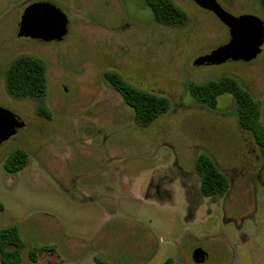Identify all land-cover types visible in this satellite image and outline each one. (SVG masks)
Masks as SVG:
<instances>
[{
	"label": "rangeland",
	"instance_id": "1",
	"mask_svg": "<svg viewBox=\"0 0 264 264\" xmlns=\"http://www.w3.org/2000/svg\"><path fill=\"white\" fill-rule=\"evenodd\" d=\"M32 1L0 0V107L24 122L0 144V228H18L20 264H264V149L239 125L231 94L212 109L189 91L191 81L231 76L258 101L264 125V43L250 62L194 66L229 34L191 0H172L186 13L180 26L157 23L145 0H41L65 13L67 34L18 37ZM217 1L264 21L259 0ZM20 55L44 62L41 99L6 91ZM108 71L165 96L167 111L139 125ZM17 148L28 162L9 172L3 162ZM201 152L227 176L223 195L201 193ZM195 248L207 254L202 263Z\"/></svg>",
	"mask_w": 264,
	"mask_h": 264
},
{
	"label": "trees",
	"instance_id": "2",
	"mask_svg": "<svg viewBox=\"0 0 264 264\" xmlns=\"http://www.w3.org/2000/svg\"><path fill=\"white\" fill-rule=\"evenodd\" d=\"M154 20L166 26H180L186 21V13L172 0H145ZM264 9V0H259ZM106 79L121 95L124 102L133 109L134 119L141 126H147L167 111L169 101L165 96L148 92L128 83L117 72H105ZM7 93L15 98L33 97L41 99L46 91L44 62L36 57L20 55L13 59L5 73ZM189 91L199 103L216 108L217 97L231 94L239 125L252 133L256 143L264 149V125L258 101L231 76L209 79L201 83L190 82ZM39 111H42L39 107ZM45 113V112H44ZM28 162V153L17 148L4 159L3 166L9 172L23 168ZM195 170L200 177V191L205 196L223 195L229 188L227 176L218 169L213 159L205 152L197 155ZM3 204L0 202V210ZM24 242L15 225L0 228V264H20ZM37 247L29 249V257L36 261ZM96 264H102L95 258ZM164 264H183L167 259Z\"/></svg>",
	"mask_w": 264,
	"mask_h": 264
},
{
	"label": "water",
	"instance_id": "3",
	"mask_svg": "<svg viewBox=\"0 0 264 264\" xmlns=\"http://www.w3.org/2000/svg\"><path fill=\"white\" fill-rule=\"evenodd\" d=\"M197 6L211 12L228 30V40L210 52L197 56L194 66L219 65L228 61L250 62L262 50L264 21L254 14L234 15L224 9L217 0H191ZM68 32V19L55 4L48 1L29 3L20 16L17 36L59 42ZM24 122L11 110L0 107V144L15 135ZM207 254L201 248L192 251L195 263H202Z\"/></svg>",
	"mask_w": 264,
	"mask_h": 264
},
{
	"label": "flooded vegetation",
	"instance_id": "4",
	"mask_svg": "<svg viewBox=\"0 0 264 264\" xmlns=\"http://www.w3.org/2000/svg\"><path fill=\"white\" fill-rule=\"evenodd\" d=\"M36 1H41V0H36ZM32 2H34V1H32ZM30 3H31V2H30ZM27 5H28V4H27ZM27 5H26V6H27ZM21 14H22V13H21ZM19 21H20V20H19ZM18 26H19V23H18ZM64 37H65V36H64ZM64 37H63V38H64Z\"/></svg>",
	"mask_w": 264,
	"mask_h": 264
}]
</instances>
